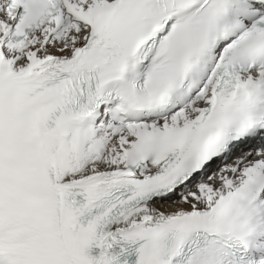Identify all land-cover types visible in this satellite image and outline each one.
Listing matches in <instances>:
<instances>
[{
	"label": "snow or ice",
	"instance_id": "snow-or-ice-1",
	"mask_svg": "<svg viewBox=\"0 0 264 264\" xmlns=\"http://www.w3.org/2000/svg\"><path fill=\"white\" fill-rule=\"evenodd\" d=\"M0 264H264V0H0Z\"/></svg>",
	"mask_w": 264,
	"mask_h": 264
}]
</instances>
